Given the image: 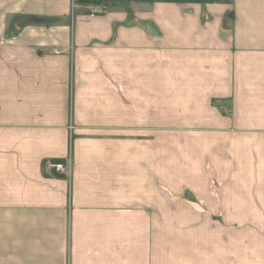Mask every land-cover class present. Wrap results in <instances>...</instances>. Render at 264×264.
Here are the masks:
<instances>
[{
  "label": "crops",
  "instance_id": "0c3cea01",
  "mask_svg": "<svg viewBox=\"0 0 264 264\" xmlns=\"http://www.w3.org/2000/svg\"><path fill=\"white\" fill-rule=\"evenodd\" d=\"M0 264H264V0H0Z\"/></svg>",
  "mask_w": 264,
  "mask_h": 264
},
{
  "label": "trees",
  "instance_id": "16d2710c",
  "mask_svg": "<svg viewBox=\"0 0 264 264\" xmlns=\"http://www.w3.org/2000/svg\"><path fill=\"white\" fill-rule=\"evenodd\" d=\"M50 162H54V163H66V161L65 160H62V159H52V160H50ZM48 163H49V161H44L43 162L44 168H46V166L48 165ZM45 174L48 177H56V178H63V179L67 178V176L65 174L57 173L55 171H53L51 174H48V173L45 172Z\"/></svg>",
  "mask_w": 264,
  "mask_h": 264
},
{
  "label": "built area",
  "instance_id": "2783aa9c",
  "mask_svg": "<svg viewBox=\"0 0 264 264\" xmlns=\"http://www.w3.org/2000/svg\"><path fill=\"white\" fill-rule=\"evenodd\" d=\"M50 168L57 172V173H61V174H66L69 170L68 167L65 163H54V162H50L49 163Z\"/></svg>",
  "mask_w": 264,
  "mask_h": 264
}]
</instances>
